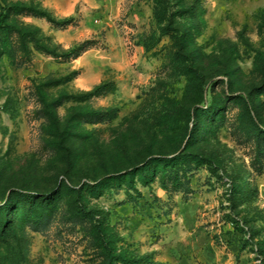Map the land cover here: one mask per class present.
<instances>
[{"label": "rangeland", "instance_id": "1", "mask_svg": "<svg viewBox=\"0 0 264 264\" xmlns=\"http://www.w3.org/2000/svg\"><path fill=\"white\" fill-rule=\"evenodd\" d=\"M0 12V264H264V0Z\"/></svg>", "mask_w": 264, "mask_h": 264}, {"label": "trees", "instance_id": "2", "mask_svg": "<svg viewBox=\"0 0 264 264\" xmlns=\"http://www.w3.org/2000/svg\"><path fill=\"white\" fill-rule=\"evenodd\" d=\"M40 15H44V13L43 12H40L39 13ZM47 16V15H46ZM4 18H5V14L3 13V12H0V24H1V22L4 20ZM71 19L70 18H64L63 20H62V22H69ZM76 47H73V48H71V49H69L65 54L66 55H68V54H71L72 53V51L75 49ZM93 90H91L90 92H92ZM107 258L105 257V260H106Z\"/></svg>", "mask_w": 264, "mask_h": 264}, {"label": "clouds", "instance_id": "3", "mask_svg": "<svg viewBox=\"0 0 264 264\" xmlns=\"http://www.w3.org/2000/svg\"><path fill=\"white\" fill-rule=\"evenodd\" d=\"M22 19H23V17H22Z\"/></svg>", "mask_w": 264, "mask_h": 264}]
</instances>
